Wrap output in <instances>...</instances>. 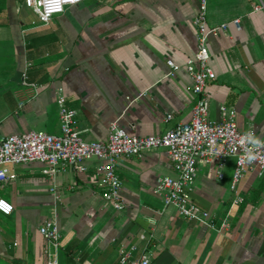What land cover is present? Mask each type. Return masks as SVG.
Returning a JSON list of instances; mask_svg holds the SVG:
<instances>
[{
  "label": "crops",
  "instance_id": "1",
  "mask_svg": "<svg viewBox=\"0 0 264 264\" xmlns=\"http://www.w3.org/2000/svg\"><path fill=\"white\" fill-rule=\"evenodd\" d=\"M262 2L208 0L210 27L239 18L241 29L230 25L210 37L216 81L206 94L212 121L221 120L222 106L235 108L238 128L264 137V11H256ZM197 13L198 0H87L42 24L24 0H0V135H60L61 96L76 110L87 142L106 140L114 121L139 137L190 122L195 97L184 65L197 51ZM168 60L179 66L172 76ZM101 164L92 159L85 174L70 169L53 178L40 163L11 166L13 179L0 184V198L14 208L0 213V264H48L46 252L55 249L39 233L46 221L60 229L58 264H118L131 245L150 264H264V180L257 169L232 190L234 159L222 179L216 165H199L192 197L216 227L228 222L220 231L183 219L154 194L159 177L177 178L164 150L119 160L123 212L90 182ZM237 196L242 201L234 205Z\"/></svg>",
  "mask_w": 264,
  "mask_h": 264
},
{
  "label": "built area",
  "instance_id": "2",
  "mask_svg": "<svg viewBox=\"0 0 264 264\" xmlns=\"http://www.w3.org/2000/svg\"><path fill=\"white\" fill-rule=\"evenodd\" d=\"M84 1L87 0H25L24 5L35 13L40 23L48 24L53 17L63 14L67 7ZM256 11H264V2L256 7ZM207 15L208 0H198V13L193 20L198 33L197 51L184 65L193 80L192 92L195 97L190 122L176 124L160 136L139 137L128 134L114 121L110 124L106 140L87 142L76 128V110L67 107L66 98L61 96L57 102L61 121L60 135L42 131L0 135V184H7L13 179L10 167L15 165L40 163L44 165L43 173L53 178L70 169L85 174L88 161L103 160L104 164L95 168L90 182L101 190L102 198L109 206L117 212H123L126 206L121 196L122 182L116 171L119 160L140 156L149 150H164L173 164L177 178L159 177L154 194L163 199L165 206L174 207L183 219L196 221L212 229L226 230L229 227L226 220L216 227L209 213L193 200L198 167L214 164L219 179H222L224 166L229 159H234L232 190L253 169H257L258 176L264 180V137L258 136L251 129L240 130L236 123L235 108L222 106L220 121H212L209 117L206 89L216 81V74L209 63L208 41L218 32L226 31L230 25L237 30L241 28L239 18L221 26L210 27ZM167 66L170 69L169 76L179 69L172 60L167 61ZM23 80L25 84L28 83L26 73ZM172 118V115H167L166 122ZM250 154L256 159L249 161ZM241 201L242 198L237 196L233 203L238 205ZM13 210L11 203L0 198V213L10 215ZM39 233L55 249V252H46L48 264H58L56 251L61 242L59 226L55 222L46 221L39 227ZM138 250L137 245L124 249L118 264H150L144 252L139 258L135 257Z\"/></svg>",
  "mask_w": 264,
  "mask_h": 264
},
{
  "label": "clouds",
  "instance_id": "3",
  "mask_svg": "<svg viewBox=\"0 0 264 264\" xmlns=\"http://www.w3.org/2000/svg\"><path fill=\"white\" fill-rule=\"evenodd\" d=\"M70 2H75V0H70ZM258 143H260L259 141H258ZM248 159H249V161H251V160H255L256 159V157L254 156V155H249L248 156Z\"/></svg>",
  "mask_w": 264,
  "mask_h": 264
},
{
  "label": "trees",
  "instance_id": "4",
  "mask_svg": "<svg viewBox=\"0 0 264 264\" xmlns=\"http://www.w3.org/2000/svg\"><path fill=\"white\" fill-rule=\"evenodd\" d=\"M25 1V0H24Z\"/></svg>",
  "mask_w": 264,
  "mask_h": 264
}]
</instances>
